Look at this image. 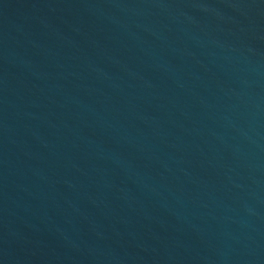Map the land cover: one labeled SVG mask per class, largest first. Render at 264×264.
Listing matches in <instances>:
<instances>
[{"label":"water","instance_id":"1","mask_svg":"<svg viewBox=\"0 0 264 264\" xmlns=\"http://www.w3.org/2000/svg\"><path fill=\"white\" fill-rule=\"evenodd\" d=\"M0 264H264V0H0Z\"/></svg>","mask_w":264,"mask_h":264}]
</instances>
